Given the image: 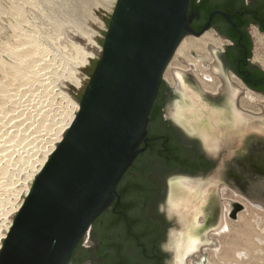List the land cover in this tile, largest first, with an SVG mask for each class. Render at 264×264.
I'll return each instance as SVG.
<instances>
[{
  "label": "water",
  "instance_id": "1",
  "mask_svg": "<svg viewBox=\"0 0 264 264\" xmlns=\"http://www.w3.org/2000/svg\"><path fill=\"white\" fill-rule=\"evenodd\" d=\"M189 4L190 0H117L80 109L35 176L1 246L0 264H68L92 223L119 196L120 180L145 149L141 144L148 134L150 113L178 47L188 35L199 37L211 29L216 14L231 22L230 14L216 9L196 30L191 24L199 11L189 13ZM208 49L215 56L209 70L223 81L219 92L202 89L191 71L193 64L187 71L171 68L177 83L173 88L165 80L175 94L167 114L199 136L210 153L225 150L230 156L244 134L264 137V102L256 101L263 108L259 114L240 108L238 96L245 88L230 81L223 52L210 44ZM191 54L206 67L205 58L192 50ZM250 61L260 67L253 56ZM257 159L258 171L248 169L246 188H230L264 209V152ZM218 179L216 172L207 178L178 177L170 182L169 196L162 202L166 201L167 215L174 222L169 238L195 235L194 197L202 203ZM228 201V213L236 219L234 208L244 206Z\"/></svg>",
  "mask_w": 264,
  "mask_h": 264
},
{
  "label": "rangeland",
  "instance_id": "2",
  "mask_svg": "<svg viewBox=\"0 0 264 264\" xmlns=\"http://www.w3.org/2000/svg\"><path fill=\"white\" fill-rule=\"evenodd\" d=\"M116 3L117 0H0V236L43 152L61 133V127L74 112V104L82 99L99 59L89 58L83 64L82 55L103 47ZM253 27L258 29L252 24L250 35ZM207 32L212 35L209 44L224 52V45L230 41L215 28ZM195 38L199 37L188 35L184 40ZM252 41L253 62L264 70V53L254 60L253 37ZM191 50L208 63L215 60L208 45L201 52L194 48L187 50L183 59L187 64L175 53L164 72V80L168 81L171 68H190L189 62L196 59ZM228 74L231 78L233 72ZM73 76L83 78L80 87L73 84ZM214 78L220 81L219 76ZM257 95L264 99V95ZM257 108L248 109L257 111ZM165 116L168 117L167 112ZM228 196L244 206L237 211L236 219L227 215L228 222L235 227L241 223V232L248 233L236 245L230 260L225 254L233 246L229 234H235L237 228L211 234L219 242L218 253L215 246H205V261L199 264H226L227 260L237 264H264V210L231 188ZM257 215L261 217L260 226L254 222ZM238 250L246 254L238 258ZM187 261L198 264L190 257Z\"/></svg>",
  "mask_w": 264,
  "mask_h": 264
},
{
  "label": "flooded vegetation",
  "instance_id": "3",
  "mask_svg": "<svg viewBox=\"0 0 264 264\" xmlns=\"http://www.w3.org/2000/svg\"><path fill=\"white\" fill-rule=\"evenodd\" d=\"M243 1L257 7L256 17L264 25V0ZM199 17L203 23L200 13ZM253 24L260 30V23ZM213 28L230 41L222 59L228 71L239 78L231 76L257 94L264 92L263 69L251 63L245 46L228 37L226 25ZM241 50L245 52L236 64L234 54H240ZM172 87L165 80L162 82L155 100L159 112L149 119L148 134L141 144L144 151L120 180L119 196L95 219L68 264H173L169 241L164 240H169L174 222L167 215L166 201L162 202L169 196V184L175 178L199 179L219 174L202 203L194 197L195 235L205 238L214 234L222 213L226 216L228 199L235 206L240 203L228 196L230 186L245 189L248 169L258 171L255 165L258 155L264 152V137L244 134L232 155L227 156L225 150L210 153L199 136L188 133L170 116H165L168 103L175 97ZM234 210L236 213L237 209Z\"/></svg>",
  "mask_w": 264,
  "mask_h": 264
},
{
  "label": "bare ground",
  "instance_id": "4",
  "mask_svg": "<svg viewBox=\"0 0 264 264\" xmlns=\"http://www.w3.org/2000/svg\"><path fill=\"white\" fill-rule=\"evenodd\" d=\"M251 35H252L254 43H255L254 60H257V57H258L259 53H261V52L264 53V34L259 29H257L256 27H253L251 29ZM211 36L212 35L209 32H205L203 35H201V37L199 36V38L184 40L180 44V46L178 47V49L176 51V54L179 57H181L182 59H186V52H187V50H189L191 48H194V50L200 51V52L204 51L206 46L209 44V42L212 39ZM102 53H103V47L102 48H97V49L94 48V49H91L90 51H87L86 53H84L82 55L83 56V60H82L83 64L89 58H94V57L100 58ZM197 55H200V54H197ZM200 56L202 58H204L202 55H200ZM190 63L193 64V66L195 68V69L192 68L191 71H192L193 75L196 77V79L200 82V85H201L202 89L204 91H209V92H211L213 94H217L219 92V87L222 85L223 81L221 80V78H220V76L218 74H213L209 70L210 69V63L207 62L206 67H205L203 65L202 60L199 59L198 56H196V59H194L193 61H190L189 64ZM175 68L181 69L180 67H175ZM190 68H191V66H190ZM189 69H186V70L185 69H181V70L187 71ZM12 70L14 72V68H12ZM16 71H18V70H16ZM214 75L219 76V78H220V81L218 80L219 82L215 80ZM13 77H15V76H13ZM234 77H231V78L229 77L230 81L236 83L237 86H239V87L245 88L244 92L238 96V105H239V107L244 109V110L250 111L252 113H256V114L262 113L263 108H262V106L260 104L256 103V101L264 102V99L260 98L259 95H257L254 91H252L248 87H245L243 84H241ZM167 79H168L169 84L171 86H173V88H174L176 83H177V81L175 79V76H174L172 70H171V75H168ZM82 80H83V78H82ZM82 80H81V77L80 78L79 77L78 78L77 77L74 78V76H73V79H72L73 84H75L77 87L81 86ZM4 84H6V83H4ZM2 86H5V85H3V83H2ZM5 88H6V86L4 87V89ZM1 92H5V91L2 90V88H1ZM3 94L4 93H2V95ZM255 106L258 107L257 111H251L250 109H248V108L253 109V107H255ZM79 109H80V103L79 104L78 103L74 104V112H73V114H71V116L69 117L68 121H66L65 124L63 123L64 125L61 127V130H62L61 133L55 138L53 144L48 146L47 150L45 152H43V155L40 158L39 165L36 167L37 168L36 171L31 176L30 181H29L27 187L25 188L24 193L21 195V197L19 198V201L16 203V206L14 208L13 213L10 215L8 223H5L6 227H5V229L3 230V233L0 236V249H1V246L3 244V241H4L5 237H6V235L8 234L9 229L11 228L12 223L14 222L15 216L18 213V210H19L20 206L23 204V202H24V200H25V198L27 196V193L30 191V189H31V187L33 185L35 176L43 168L44 163L50 158L53 150L58 146L59 142L64 137V135L66 133V130L68 129V127L71 125V123L75 119ZM257 207L263 209L260 206H257ZM229 210H230V205L227 206V208H226V216H224V214H223V219H221L219 224L214 228L213 233H215V234L217 233V235L218 234H223L225 232L227 233L228 231L231 232V230H235L237 228L236 229L237 232L235 234H232V233L229 234V235H231L230 236V242L233 244V246H229L228 247V252L225 253V254L228 255L227 258H229V260H230L234 248H236V245L241 242L243 235L248 233V232H241V230L239 229L241 223H238L236 225V227H235V226H233L232 224H230L228 222L227 215H229V213H228ZM242 218H244V216H241V219ZM244 219H245L244 221L246 222V218H244ZM260 221H261V217L259 215L254 217V222L256 223L257 226H260ZM262 231H264V227L262 228ZM197 236L198 235H190V236H181V237L169 238V240H168L169 242H168L167 245L169 246V249L171 251V259L170 260H171V262L173 264H189L188 261H187L188 257L192 258L194 263H198V264L201 263L203 261V258H204L203 248L205 246H215L214 250L217 251V253H218L217 246H218L219 242L216 239H214V238H212L210 236H207V237H205L204 241H201V238H199ZM245 254L246 253H245L244 250L236 251V255L238 256V258L244 256ZM222 259H226V258H222ZM226 264H237V263L236 262H230V261L227 260Z\"/></svg>",
  "mask_w": 264,
  "mask_h": 264
},
{
  "label": "trees",
  "instance_id": "5",
  "mask_svg": "<svg viewBox=\"0 0 264 264\" xmlns=\"http://www.w3.org/2000/svg\"><path fill=\"white\" fill-rule=\"evenodd\" d=\"M215 9L230 14L231 22H228L222 15L216 14L215 17L212 19L211 27L213 28L219 24L226 25L228 29V37L238 44L240 40V44H243L247 49L246 56L251 58L253 55V41L249 34L248 28L253 23H260V31L264 33V25H262L256 17V14H258L256 12L257 7L253 4L249 5L245 3V1L243 0H226V2L223 3L219 0H190L189 13L199 11L201 17L203 18V23H201L200 17L194 18V25L193 23L191 24L192 27L196 30H200L207 22L210 13ZM247 16H249L250 18H247ZM243 52L245 51L241 50L240 54L238 52H235L234 59L236 64L239 61V57L242 56ZM262 73H264L263 70ZM158 112L159 106L156 107L155 101L150 113V117H152Z\"/></svg>",
  "mask_w": 264,
  "mask_h": 264
}]
</instances>
